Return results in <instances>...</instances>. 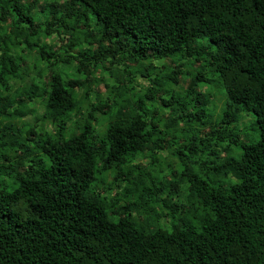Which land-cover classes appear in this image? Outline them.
<instances>
[{
    "label": "trees",
    "instance_id": "1",
    "mask_svg": "<svg viewBox=\"0 0 264 264\" xmlns=\"http://www.w3.org/2000/svg\"><path fill=\"white\" fill-rule=\"evenodd\" d=\"M0 264H264V0H0Z\"/></svg>",
    "mask_w": 264,
    "mask_h": 264
},
{
    "label": "rangeland",
    "instance_id": "2",
    "mask_svg": "<svg viewBox=\"0 0 264 264\" xmlns=\"http://www.w3.org/2000/svg\"><path fill=\"white\" fill-rule=\"evenodd\" d=\"M93 18V17H92ZM64 37H67L68 34L67 33H64ZM64 40H66V38H64ZM47 41L49 43L52 44L53 47L57 48L59 46H61V41L58 39V36L56 34H53L52 36H50ZM27 62L29 63L30 60ZM159 63H161L162 61H158ZM94 76L95 77H105V79L108 81V82H114V76L110 75L108 72H95L94 73ZM133 79H134V85L137 89L143 87V86H146L148 84L147 80L142 77L139 73H136L135 75L132 76ZM202 89H206V86H202L201 87ZM102 90L104 91L105 88L103 87ZM106 93V92H105ZM93 98V96H92ZM213 98H216V97H213ZM220 104V103H219ZM33 107H35L36 109V112L35 114L33 115H27L24 117V120L28 121L30 124H36V125H40L42 122H41V116H42V113H43V106L36 103ZM219 107V106H218ZM247 122H250L249 121V118L248 119H244V124H246ZM48 128H50V126H48ZM247 135H249V137L251 138V136L253 135V133L250 131H245ZM139 162H142V163H148L150 160L148 157L146 156H143V157H139L138 160Z\"/></svg>",
    "mask_w": 264,
    "mask_h": 264
}]
</instances>
